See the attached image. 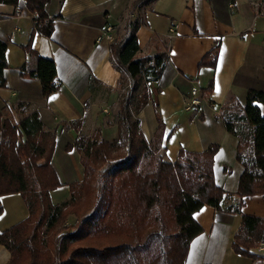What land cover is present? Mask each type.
<instances>
[{
	"label": "crops",
	"instance_id": "0c3cea01",
	"mask_svg": "<svg viewBox=\"0 0 264 264\" xmlns=\"http://www.w3.org/2000/svg\"><path fill=\"white\" fill-rule=\"evenodd\" d=\"M133 1L51 0L48 11L58 14L52 18V33L47 36L35 30L31 40L33 49L56 64L60 87L48 97L37 78L19 72L24 62L34 63L22 46L34 30L35 15L25 0L16 5L0 3V40L6 44L7 63L0 111L9 113L17 124L36 112L45 130L56 131L52 161L60 176H68V172L76 178L81 175L79 154L74 149L62 151L66 142L98 130L105 140L117 137L114 118L121 72L112 62L110 42L96 38L106 23H119ZM260 6L261 0H153L135 31L140 47L136 57L161 51L168 55L160 77L150 82L152 98L138 114L145 138L152 137L158 112L164 122L161 144L170 162L178 157L180 148L202 152L211 144L219 146L212 167L214 180L225 194L219 209L204 204L193 212L203 230L190 241L184 264H264V249H251L263 255L256 263L232 248L242 214L264 219V194L245 197L240 212L229 210L238 206L236 190L243 166L236 159L239 140L227 132L221 117L231 97L244 105L249 88L264 91V13ZM216 44V58L212 56L200 66ZM192 87L199 90L201 102L186 109ZM261 111L264 114V105ZM76 120H81L78 127L71 125ZM0 202V230L28 214L19 193L4 194ZM9 257L10 252L0 244V264Z\"/></svg>",
	"mask_w": 264,
	"mask_h": 264
},
{
	"label": "trees",
	"instance_id": "16d2710c",
	"mask_svg": "<svg viewBox=\"0 0 264 264\" xmlns=\"http://www.w3.org/2000/svg\"><path fill=\"white\" fill-rule=\"evenodd\" d=\"M138 1L134 0L129 8V13L133 12V18L126 25L125 36L122 38L116 36L110 42L112 62L121 72L119 91L125 78L134 79L137 76L151 75L152 81L158 80L168 58L165 51L158 52L154 56L136 57L140 47L135 31L141 24V15L137 8ZM17 2L18 0H0V3L13 5H16ZM50 2L51 0H25L27 8L35 15V18L31 37L22 48L29 57L33 58L34 63L30 65L28 62H24L19 67L21 76L37 78L40 81L45 97L50 96L60 87L56 64L52 59L40 55L33 49L31 40L35 30L47 36L52 33V18L58 14H51L48 11L47 5ZM260 9L264 13V0H261ZM5 48V42L0 40V87L6 86L4 77V70L7 67ZM218 48V44H216L203 56L199 65L205 64L206 60L212 56L216 58ZM215 58L209 62L211 66H214ZM148 82L149 80L145 78L133 109L130 108L127 100L120 101L116 118L118 128L116 138L107 141L100 136L98 130L91 138L79 136L74 141V146L82 157L84 167H88V164L90 167L97 158L105 156L103 159H106L108 156L103 153L101 148L117 150L126 145L128 155L136 161L119 169L120 172L117 174L119 196L121 195L129 213L134 214L138 211L145 220L154 214L151 221L146 222V226L150 223L151 229L158 228L148 232L146 242L138 245L121 243L102 249L78 247L72 251L69 264H101L104 262V258H110L112 262L111 260L109 262L114 264H140L138 253L143 249L146 251L147 258L152 257L155 264H184L190 241L203 230L192 217L193 212L204 204L218 209L221 207L225 190L216 184L212 167L214 155L219 148L217 144L209 145L202 152H191L180 148L175 161L163 162L155 158L153 169L144 172L139 169V160L151 154L154 150L152 147L160 148L164 134V122L158 112H156L157 126L150 141H147L139 127L138 114L152 98ZM211 86L210 82L208 88ZM262 105H264V91L249 88L244 105L231 97L221 110V117L227 132L239 140L236 159L243 166L236 190L238 206H230L229 210L231 211L240 212L239 207L243 204L245 197L264 194V114L261 111ZM1 118L0 111V196L20 193L27 207L28 215L9 228L0 230V244L11 254L8 264H14L24 252H28V255L25 256L26 264H54L53 261L40 258L41 253L34 248L35 228H31V226L37 209L42 211L39 220H45L46 228L55 226L62 218L63 210L70 203L65 201L56 205L52 204L49 191L60 185L53 169L50 172V177H42L39 180L43 184L47 183L46 185L39 183L35 178V173L44 169V165L38 161L43 157L51 158L56 143V131L45 130L36 112L23 117L19 124L14 123L8 117H4L3 120ZM74 124L78 127L81 120L71 123V125ZM18 137H23V140L18 142ZM71 147L72 145L68 144L65 148ZM124 154L126 153L121 155ZM91 161L93 163L90 164ZM49 178H52L51 181H53L51 186L48 184ZM37 186L39 188H36ZM129 188L132 189V195L128 198L123 193L129 191ZM161 203L170 206L171 216L177 225V232L171 236L173 238L171 250L167 249V244L164 243V237H166L163 234L164 222L159 216L160 210H157ZM2 210L0 202V214ZM152 239L155 240L154 244L151 242ZM260 241L264 242V219L255 215L242 214L241 224L233 237V250L253 260L261 259L263 255L251 250ZM155 247L158 248L156 252ZM160 257L161 259L158 260ZM92 258L95 262L91 260ZM97 260H101V263H97Z\"/></svg>",
	"mask_w": 264,
	"mask_h": 264
},
{
	"label": "rangeland",
	"instance_id": "374dc122",
	"mask_svg": "<svg viewBox=\"0 0 264 264\" xmlns=\"http://www.w3.org/2000/svg\"><path fill=\"white\" fill-rule=\"evenodd\" d=\"M132 18L133 15L128 12L123 14L121 21L117 23L118 27H116L117 29L115 34L118 38L125 36L126 25ZM142 19L143 18L141 17V21ZM149 71L150 70L148 69V72ZM145 78L149 80L148 85L150 88V82L153 80L151 75L147 77L144 75L137 76L134 79L125 78L119 91V103L122 99H125L127 100L130 108L133 109L134 104L136 103V97L143 87ZM119 103L115 114L116 118L119 111ZM146 111L148 116L149 110L147 109ZM193 111L194 108L186 110L184 116ZM4 117H8L10 120L12 119L10 114L6 111H3L1 120H3ZM116 118L114 119L116 120ZM96 132L97 131H94L89 135H77L72 142H66L63 146L62 151L66 152L74 149L79 154L81 169V175L79 178L72 175L70 176L69 172L68 176H60L59 171L54 166V162L52 161L55 149H53L50 159L43 157L38 161L40 164L44 165V169L39 171V173L37 171L35 173V178L39 181L42 177H50V172L53 169L56 174L57 181L60 184L59 186H63L62 188L56 189L59 187L57 186L49 191L52 204L56 205L65 201L70 202L63 210L62 218L55 224V226L46 228L45 220H39L42 214L40 209H37L31 226V228H35L36 241H34V248L41 253L40 258L47 259L50 262L53 261L54 264H69V260L73 254L72 251L78 247H94L102 249L121 243H131L132 245L144 243L147 240V235L149 234L148 232L158 228L151 229L150 223L146 226V222H150L151 217L154 214L149 216L146 221L143 219V215L138 213V211L134 214L129 213L128 208H126L124 201L120 197L121 195L119 196L117 186L119 181V177L117 176L118 172H120L119 169L124 168L129 164H133L136 161L131 159L132 157L128 155L126 145L121 146L117 150H112V148H107L108 150L106 148H101L104 151L103 153L108 154L106 159H103L105 156L97 158L94 163L92 161L90 162V164L93 163L90 167L89 164L88 167H84L82 164V157L80 156L79 151L75 148L74 141L79 136H83L85 138L94 137ZM151 138L149 140L147 139V141H150ZM22 140L23 137H18L17 141L21 142ZM68 144L72 145V147L66 149L65 147ZM152 148L154 150L151 154H148L145 158H141L139 160V169L143 172L145 170L150 171L153 169V163H155L156 160L155 158H158L163 162L169 161L162 144L160 145V148ZM123 153L126 154L121 155ZM51 179H48L49 186L53 183ZM39 183H41V181H39ZM36 188H39V186ZM123 195H127L129 198L132 195V189L129 188V191L124 192ZM158 209L160 210L159 216H161V219L164 222L163 234L167 237H164V243L167 244V249L171 250V247L173 246V238L171 236L177 232V225L171 216L170 206L166 203H161L157 210ZM154 213L157 212L154 211ZM7 215L10 214L7 213ZM133 221L134 223H132ZM154 239L151 241L153 244L155 243ZM261 242L262 241L257 243L258 247H260ZM156 249L158 248L155 247V252ZM152 252H154V250H152ZM138 254L140 264H155V260H153L152 257L147 258L146 251L144 249ZM27 255L28 252H24L20 258H17L14 264H26L25 256ZM10 259L11 257H9L5 264H8ZM160 259L161 257L158 260ZM262 259L263 258L255 259L254 262L257 263L258 260L262 261ZM91 260L95 262L93 258ZM109 260L111 259L104 258V262L101 263V260H97L96 262L101 264H114L111 263L112 260L111 262H109Z\"/></svg>",
	"mask_w": 264,
	"mask_h": 264
},
{
	"label": "built area",
	"instance_id": "2783aa9c",
	"mask_svg": "<svg viewBox=\"0 0 264 264\" xmlns=\"http://www.w3.org/2000/svg\"><path fill=\"white\" fill-rule=\"evenodd\" d=\"M150 2V0H139L138 1V10L140 12L141 17L143 18L144 12H145V7L147 6V4ZM17 14H19V12H17ZM131 15H133L132 13H129ZM143 20V19H142ZM116 27H118L117 24H111V23H106L105 26L102 28V30L100 31V33L97 35L96 40H107L109 42H112L115 37H116ZM173 28L170 29V31H172ZM198 89L196 87H192L191 88V97L189 98V100L185 103V108L186 109H190L191 107L200 104L201 99L198 96ZM264 248V243L261 242V245L259 247V249H263Z\"/></svg>",
	"mask_w": 264,
	"mask_h": 264
}]
</instances>
